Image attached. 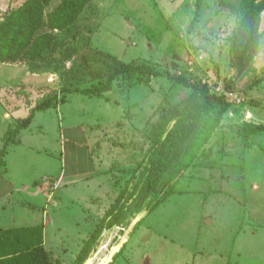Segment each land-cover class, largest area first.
<instances>
[{
    "label": "rangeland",
    "instance_id": "rangeland-1",
    "mask_svg": "<svg viewBox=\"0 0 264 264\" xmlns=\"http://www.w3.org/2000/svg\"><path fill=\"white\" fill-rule=\"evenodd\" d=\"M23 1L0 0V13L8 14ZM242 1L93 0L69 30L55 33L45 61L0 64V155L4 150L5 168L0 181L7 184L0 186V226L39 222L37 208L21 207L27 199L20 189L33 184L38 194L50 192L44 196L53 197L52 203L68 214L76 211L72 225L68 220L70 227L63 226L61 243L53 220L47 227L51 242L43 245L52 254V264H72L88 242L90 264H197L201 260L195 254L201 250L206 260L220 264L221 253L233 249L241 250L235 258L240 264H264V133L239 134L244 124L264 126V11L257 24V55L232 91L225 92L237 71L231 39L243 16ZM121 63L183 76L213 93H226L231 102L219 127L195 150L176 192L130 221L118 214L121 202L116 201L130 179L120 171L136 167L142 158L134 156L136 145H142L162 111L190 97L191 89L160 77L146 82L138 75L120 78L104 99L74 94L56 108L36 112L23 137L20 133L16 144L4 145L6 131L38 102L54 94L60 100L63 88L92 87ZM78 128L84 140L62 134ZM82 146L90 156L91 150L96 152L91 156L96 172L72 182L68 191L52 194L63 152L68 156ZM83 151L77 157L84 158ZM30 200L37 204L36 198ZM116 204L113 217L108 211ZM79 222L87 226L81 242L70 238ZM99 225L103 230L95 238ZM239 227L257 237H241L232 245ZM8 255H0V261Z\"/></svg>",
    "mask_w": 264,
    "mask_h": 264
},
{
    "label": "trees",
    "instance_id": "trees-1",
    "mask_svg": "<svg viewBox=\"0 0 264 264\" xmlns=\"http://www.w3.org/2000/svg\"><path fill=\"white\" fill-rule=\"evenodd\" d=\"M92 1L24 0L0 19V64H37L45 61L55 42V33L69 30ZM242 4L243 16L238 18V27L231 39L237 71L233 80L225 84V92L228 93L232 91L235 82L249 70L261 43L257 24L261 12L264 11V0H243ZM134 75L140 76L144 81L150 78H166L174 84L192 90L190 97L164 109L159 120L145 133L142 145H136L137 155L134 156L142 155L136 167L120 171L124 175L130 174L129 181L122 187L116 201L121 202L118 213L121 220L130 221L149 204L151 208H156L176 192L179 180L192 164L195 150L206 143L219 127L223 116L231 109V102L226 93H213L205 84L194 83L183 76L161 72L145 64L121 63L92 87L63 88L65 96L60 100L57 99V94H54L43 102H38L27 117L17 121L12 129L6 131L8 137L4 143L5 147L18 142L16 137L30 125L36 112L56 108L59 103H64L69 95L74 94L104 99V95L113 89L116 80ZM241 133H264V126L244 124L240 128L239 134ZM2 153L0 173L5 171ZM95 153L91 150V156ZM125 202L128 205H125ZM117 206L118 204L114 205L108 214L114 217ZM111 225L114 224H109ZM102 230L100 225L97 226V234L93 236L96 238ZM90 246L91 243H86L72 264H85ZM7 253L10 254L9 258L3 259L0 264L53 263L51 252L43 245L41 225L12 229L0 227V255Z\"/></svg>",
    "mask_w": 264,
    "mask_h": 264
},
{
    "label": "crops",
    "instance_id": "crops-1",
    "mask_svg": "<svg viewBox=\"0 0 264 264\" xmlns=\"http://www.w3.org/2000/svg\"><path fill=\"white\" fill-rule=\"evenodd\" d=\"M67 132V133H66ZM62 134L64 135V137H66V139H75L76 138H81L83 139L85 136L83 135V130H81L80 128L78 129H65V131L62 132ZM23 133H21V136L23 137ZM84 136V137H83ZM63 136H61L62 138ZM63 137V138H64ZM84 140V139H83ZM82 141V140H81ZM85 143L87 144L86 138H85ZM64 146H66V143L64 142ZM84 150L83 152H85L84 158L83 157H77L78 155L82 154L81 151ZM64 154V160L63 164L61 165V169L59 172V176L56 178L57 180L55 181V185L54 187L51 189V193L53 194L52 190L54 191V193H57L59 191V189H65L66 191H68V186L71 185L72 182L74 181H79L82 178H88V177H92L94 175V173L96 172V170L94 169L92 160H91V156H90V152L89 149L84 146L82 147H77L75 148V150L71 149V153L67 156V154L65 153V151L63 152ZM62 154V156H63ZM70 158L68 159L67 162V157ZM68 168V169H67ZM68 172V173H67ZM77 177H73L76 176ZM70 182V183H69ZM3 183V181H0V186ZM7 186V184L3 183V189ZM23 190H25V194L23 193ZM20 189V192L23 196L26 197L27 202H26V206L21 205L22 209H25L26 207L28 208V210H31L29 207L33 206V208H37L36 210L41 212L42 214L40 215V219L38 217L39 220H35V221H39L34 222V225L28 226H21V227H35V226H42L43 228V243L44 245H46L47 243H50L51 241H49V239L47 238V227L49 226L50 222L52 221L55 227V238L59 240V242L61 243V239L63 238V235L65 236L66 234H63L66 230L64 229V227L69 228L70 227V223L71 225L73 223V218L74 215L76 214V211L73 209H70L69 212L70 214L67 213V210L65 208H63V206H59L57 203L54 204L52 203V199L53 197H49L47 198L46 196H44V194H49L50 192H40L39 194L37 193L39 190L36 189V187H33V184L30 187H26ZM7 193L9 194V187L7 189ZM31 197H34V199H37V204L36 203H32L33 201H31ZM65 199H68V197L65 196ZM65 199L63 200V202H65ZM45 203V205H39L40 203ZM45 208V210H44ZM72 214V215H71ZM63 220V221H62ZM69 220V221H68ZM80 223V222H79ZM79 223L74 224L73 226L75 227V229H77L74 233L72 240L75 241H82V236L84 231H86L87 226L85 224H81L79 225ZM64 226V227H63ZM1 228H5V229H12V228H19V226H12L9 225L8 227H4V226H0ZM245 228H241L239 227V229L235 232L232 233L234 234V236L231 238L233 239L231 241L232 245H234V243L239 240L241 237H248V238H252L254 239L255 237H257L258 233H252V234H246V231L244 232ZM55 240H52V242ZM48 248H50V246H48ZM78 248V247H77ZM238 250V251H236ZM198 254H195L198 256V260L201 261H197V264H213L210 261L206 260L204 257L206 255L205 250H201L198 251ZM66 254V253H65ZM241 250L240 249H233L231 250H227L223 253H221V257L218 259L220 261V264H240L235 258L240 257ZM194 255V256H195ZM213 258H218V256L216 255V252H211L210 254ZM195 258V257H194ZM196 259V258H195ZM213 262V261H212Z\"/></svg>",
    "mask_w": 264,
    "mask_h": 264
},
{
    "label": "built area",
    "instance_id": "built-area-1",
    "mask_svg": "<svg viewBox=\"0 0 264 264\" xmlns=\"http://www.w3.org/2000/svg\"><path fill=\"white\" fill-rule=\"evenodd\" d=\"M3 17L2 13H0V19Z\"/></svg>",
    "mask_w": 264,
    "mask_h": 264
},
{
    "label": "bare ground",
    "instance_id": "bare-ground-1",
    "mask_svg": "<svg viewBox=\"0 0 264 264\" xmlns=\"http://www.w3.org/2000/svg\"><path fill=\"white\" fill-rule=\"evenodd\" d=\"M87 264H90V260H87Z\"/></svg>",
    "mask_w": 264,
    "mask_h": 264
}]
</instances>
